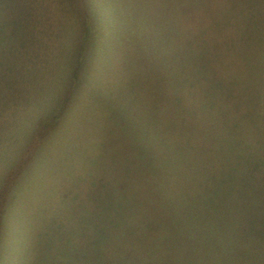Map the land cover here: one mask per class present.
Here are the masks:
<instances>
[{
    "label": "rangeland",
    "instance_id": "1",
    "mask_svg": "<svg viewBox=\"0 0 264 264\" xmlns=\"http://www.w3.org/2000/svg\"><path fill=\"white\" fill-rule=\"evenodd\" d=\"M0 264H264V0H0Z\"/></svg>",
    "mask_w": 264,
    "mask_h": 264
},
{
    "label": "trees",
    "instance_id": "2",
    "mask_svg": "<svg viewBox=\"0 0 264 264\" xmlns=\"http://www.w3.org/2000/svg\"><path fill=\"white\" fill-rule=\"evenodd\" d=\"M246 154H248V152H246ZM236 157H239V156H236ZM245 161H246V160H245ZM211 189H212V188H211ZM205 192H207V190H206ZM205 196H206V195H205ZM104 238H106V237H105V236H101V239H100L101 242H103V243H105V244H108V243H107V240L104 239ZM97 239H98V238H97ZM100 240H99V241H100Z\"/></svg>",
    "mask_w": 264,
    "mask_h": 264
}]
</instances>
